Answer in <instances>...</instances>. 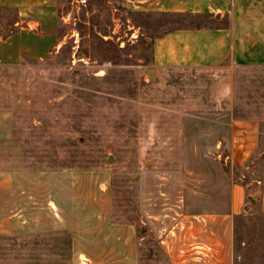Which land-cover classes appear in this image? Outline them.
Here are the masks:
<instances>
[{
    "label": "rangeland",
    "instance_id": "obj_1",
    "mask_svg": "<svg viewBox=\"0 0 264 264\" xmlns=\"http://www.w3.org/2000/svg\"><path fill=\"white\" fill-rule=\"evenodd\" d=\"M58 14L57 49L0 66V177L108 170L113 220L135 224L142 264H172L151 223L166 231L183 216L232 208L233 264H264L251 174L264 150L243 170L226 148L233 120L264 121V70L157 68L153 38L180 18L137 14L119 0H59ZM67 242L0 231V264H68Z\"/></svg>",
    "mask_w": 264,
    "mask_h": 264
},
{
    "label": "crops",
    "instance_id": "obj_2",
    "mask_svg": "<svg viewBox=\"0 0 264 264\" xmlns=\"http://www.w3.org/2000/svg\"><path fill=\"white\" fill-rule=\"evenodd\" d=\"M119 1L137 14H209L225 21L212 28L183 27L155 36L151 48L157 68L213 69L225 63L227 69L264 70V0ZM58 3L0 0V66L42 61L59 47ZM226 148L232 151L230 164L247 169L264 150V121L233 120ZM251 174L260 187L258 206L264 212V157ZM110 182L106 169L1 175V234L67 236L68 264H142L135 224L113 220ZM232 214V208L214 209L183 216L166 231L151 223L148 232L157 237L172 264H233Z\"/></svg>",
    "mask_w": 264,
    "mask_h": 264
},
{
    "label": "trees",
    "instance_id": "obj_3",
    "mask_svg": "<svg viewBox=\"0 0 264 264\" xmlns=\"http://www.w3.org/2000/svg\"><path fill=\"white\" fill-rule=\"evenodd\" d=\"M143 14V13H138ZM163 17H177L180 18V22L178 21L176 24H173L170 28L165 30L163 33L171 31L176 28H183V27H191V28H212L215 27L211 23L214 20L212 15L209 14H182V15H161ZM210 20V21H209ZM161 23L160 25H162Z\"/></svg>",
    "mask_w": 264,
    "mask_h": 264
},
{
    "label": "water",
    "instance_id": "obj_4",
    "mask_svg": "<svg viewBox=\"0 0 264 264\" xmlns=\"http://www.w3.org/2000/svg\"><path fill=\"white\" fill-rule=\"evenodd\" d=\"M148 73H149V76L151 77L152 71H149ZM248 200H249L251 203H253V204L255 203V200L253 199L252 196H249V197H248Z\"/></svg>",
    "mask_w": 264,
    "mask_h": 264
}]
</instances>
